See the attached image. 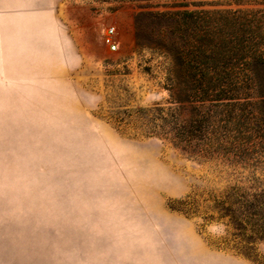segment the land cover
Segmentation results:
<instances>
[{"label":"rangeland","instance_id":"obj_1","mask_svg":"<svg viewBox=\"0 0 264 264\" xmlns=\"http://www.w3.org/2000/svg\"><path fill=\"white\" fill-rule=\"evenodd\" d=\"M0 264H264V0H0Z\"/></svg>","mask_w":264,"mask_h":264},{"label":"built area","instance_id":"obj_2","mask_svg":"<svg viewBox=\"0 0 264 264\" xmlns=\"http://www.w3.org/2000/svg\"><path fill=\"white\" fill-rule=\"evenodd\" d=\"M114 35H115V29L112 28L107 33V41L110 44V47L113 51H116L118 49L117 43L114 41Z\"/></svg>","mask_w":264,"mask_h":264},{"label":"trees","instance_id":"obj_3","mask_svg":"<svg viewBox=\"0 0 264 264\" xmlns=\"http://www.w3.org/2000/svg\"><path fill=\"white\" fill-rule=\"evenodd\" d=\"M191 145V144H190Z\"/></svg>","mask_w":264,"mask_h":264}]
</instances>
